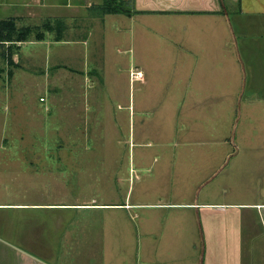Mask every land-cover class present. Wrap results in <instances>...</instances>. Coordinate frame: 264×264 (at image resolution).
<instances>
[{"label":"rangeland","instance_id":"obj_1","mask_svg":"<svg viewBox=\"0 0 264 264\" xmlns=\"http://www.w3.org/2000/svg\"><path fill=\"white\" fill-rule=\"evenodd\" d=\"M89 1L88 42L33 31L18 68L0 46V235L53 264H264V113L205 84L189 18Z\"/></svg>","mask_w":264,"mask_h":264},{"label":"crops","instance_id":"obj_2","mask_svg":"<svg viewBox=\"0 0 264 264\" xmlns=\"http://www.w3.org/2000/svg\"><path fill=\"white\" fill-rule=\"evenodd\" d=\"M124 1L129 4V14H123L130 20L128 22L129 27L132 26L135 17L141 23L149 26L152 25V17L165 15L171 18H189L191 22H194L192 28L198 31L200 55L197 56V66L201 69L203 67V71L210 78L205 84L212 83L209 86H214L223 78L226 83H229V87L237 88V84H240L239 91L234 89L237 93L233 95L234 98L248 100L245 110L248 107L252 108L248 109L246 113L257 112L260 115L264 113V0ZM88 7H90L89 0H0V12L5 13L0 18L14 17L17 26L26 25L24 21L60 18L64 20V30L66 32L69 30V33L72 32L73 34L72 39L68 41L85 43L94 34V26L84 22L83 15L89 17L86 15ZM230 7L234 10L232 18L225 21V16ZM118 14L122 15V13ZM110 15L117 14H105L101 24H108ZM91 23L93 24V21ZM166 24L169 27L167 21ZM120 27L119 30L122 28ZM97 28L102 31L103 38L104 30L102 27ZM63 38L66 39V37ZM221 38H223L222 41ZM25 42H18L13 48L15 52L12 55V60L17 68L21 66L18 65L17 61H14L13 56L19 53V47ZM203 52H205L204 55ZM222 52L224 53L222 54ZM226 53H228V57H226ZM222 63H227V66H224L226 73L221 72ZM201 69L198 72V78H196L199 92L204 91L202 82L205 78L203 76L206 75L205 72L204 75L202 74ZM199 92L198 95H201ZM251 205H255L256 208L260 207L262 211L261 237L264 241V203ZM238 235L239 240L253 242L254 238L257 237L253 222L249 221L248 225L245 226V232L241 234L239 230ZM12 244L11 240L0 235V264H53L46 261L45 258L19 252L14 249Z\"/></svg>","mask_w":264,"mask_h":264},{"label":"trees","instance_id":"obj_3","mask_svg":"<svg viewBox=\"0 0 264 264\" xmlns=\"http://www.w3.org/2000/svg\"><path fill=\"white\" fill-rule=\"evenodd\" d=\"M98 10H101L102 14L122 13L128 15L130 12L129 9L113 3L112 0H103L102 6L98 7ZM64 28V20L60 18L54 20L46 19L40 26H17L16 18L14 17L0 18V46L5 47L2 55L4 56L6 63L10 67L16 66L12 60L13 48L16 46V43L27 41L33 31L38 30L34 34V39L37 41L45 38V31H55L56 34L54 39L59 41L63 37L62 34ZM7 74L10 78L12 75L11 68L7 71Z\"/></svg>","mask_w":264,"mask_h":264}]
</instances>
